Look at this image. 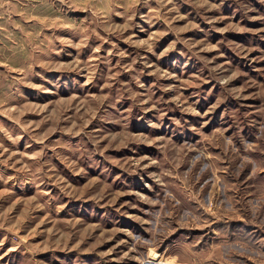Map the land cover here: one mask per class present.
Returning a JSON list of instances; mask_svg holds the SVG:
<instances>
[{
	"label": "rangeland",
	"instance_id": "obj_1",
	"mask_svg": "<svg viewBox=\"0 0 264 264\" xmlns=\"http://www.w3.org/2000/svg\"><path fill=\"white\" fill-rule=\"evenodd\" d=\"M148 256L264 264V0H0V264Z\"/></svg>",
	"mask_w": 264,
	"mask_h": 264
},
{
	"label": "built area",
	"instance_id": "obj_2",
	"mask_svg": "<svg viewBox=\"0 0 264 264\" xmlns=\"http://www.w3.org/2000/svg\"><path fill=\"white\" fill-rule=\"evenodd\" d=\"M141 264H165L163 258H158V257H146Z\"/></svg>",
	"mask_w": 264,
	"mask_h": 264
},
{
	"label": "crops",
	"instance_id": "obj_3",
	"mask_svg": "<svg viewBox=\"0 0 264 264\" xmlns=\"http://www.w3.org/2000/svg\"><path fill=\"white\" fill-rule=\"evenodd\" d=\"M182 242H180V243H178L177 244V247L176 248H174L173 250H175V251H173V255H174V258L176 259V258H178V259H180V251L178 252V251H176L177 249H179V250H181L182 249V246H184L183 244H181ZM165 248H167V246L165 247ZM185 249H186V247H185ZM166 250L164 249L163 250V252H165ZM179 253V254H178ZM181 262L180 263H183V264H187V263H189L190 261H186V259H184V260H180Z\"/></svg>",
	"mask_w": 264,
	"mask_h": 264
}]
</instances>
